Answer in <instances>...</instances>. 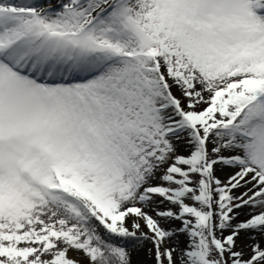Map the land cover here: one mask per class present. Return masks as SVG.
<instances>
[{
    "label": "rangeland",
    "instance_id": "obj_1",
    "mask_svg": "<svg viewBox=\"0 0 264 264\" xmlns=\"http://www.w3.org/2000/svg\"><path fill=\"white\" fill-rule=\"evenodd\" d=\"M230 1V0H229ZM264 1V0H263ZM135 13L133 16H130V19L121 20V27L118 29L114 25L109 24V29H115L116 31H119L121 35H127L130 32H136L135 34H131L129 37L133 38V36L139 35L137 40L135 38L131 39L130 41H125V43L119 42V41H113L110 40L109 44L112 47L106 46V50L109 52L117 51L118 49H122V51H125V53H128L131 55L129 51H132V49H139L142 51H146L148 48L150 49V55L148 54H142V52L139 51L140 58H134L132 59V56L129 57L130 61L129 63H132L131 65H128V67H125L124 69H127L129 73H135V74H124L123 69L121 68L119 73H113L114 76V85L118 88L123 89V92L120 93L123 94L128 101L131 97V95L136 92L137 90H140L141 93H137V95L134 97V102L129 104V109L127 110V114L131 116H137L139 119H142L143 123L145 124V128L148 131L145 133L143 130L141 132V136L139 137V143L134 144L130 152L128 154L131 155L129 157L134 161V159L142 160L144 157V153H146L149 157H151L150 164L153 163L154 160L160 161L159 163H162V169L164 170V174L170 178L169 183L166 184L163 193L159 194L162 200L171 201V199H174L176 197L175 189H179L180 186L176 181H184L186 177L189 175H192L191 170V162H186L184 164H177L180 168L177 169L176 173L169 172V165L173 160L174 157H176L179 152L170 151L168 154H166L165 149H170L174 138L165 137L163 136L164 130H162L163 127H165V121H163V116L159 114H154L153 111H150L151 108L159 103L157 99L149 98V95H155L156 92L161 97V101L165 100V92L171 90L172 88V82L170 84V80H174L177 85H181L183 87V96L187 97V100L190 102L193 106L194 111H202V114H207L204 116L205 118L210 117V114L214 117H217L219 114H222V117L219 119H226L224 117V114H227L230 116V122L226 120H222L219 122L217 129H215L213 136L220 137V142L222 145L226 144H236L237 142L239 144H245L249 145L251 143V139L243 135V133H240L239 130H249L248 126L239 125L234 128V123L237 118H242L244 120L250 121V122H257L260 119L262 122L260 124H264V63L261 65H257L258 62L255 63H246V67H236L234 65H230L227 62L218 63V60L220 59L219 53H215L216 51H220L218 46V40L222 37L220 36V33L226 34L234 41H240L245 39H253L254 33L256 32L264 31V9L262 11V8L264 6L259 5V11L256 14H262L261 16L263 18L257 17L253 18L248 22L247 20H242L239 24L247 23L249 25H242L239 26L240 28H244L247 30H241L236 27H231L229 29H225V26L223 25V19L219 14L221 12L225 11L224 8L218 7L217 3H211V0H135ZM203 7H206V9L211 8L212 11L215 12V16L208 17L206 13L202 12V17L195 16V11L200 9L201 11L204 10ZM250 7V11L254 13L253 6L249 3L245 9ZM244 9V10H245ZM228 13H231L229 10L228 5ZM218 11H221L218 13ZM255 14V15H256ZM192 15L195 17L193 18ZM199 30L206 31V33H209L214 38H210V42L216 44V49L214 48L209 49L208 47H205V44L200 42L199 46H194L191 43H196L195 38L198 37L196 34ZM251 36V37H250ZM120 37V36H119ZM209 37V36H208ZM129 38V39H130ZM199 38V37H198ZM127 42V45H126ZM225 43L227 45V49L223 50L222 58L227 57V54L229 53V56H236L240 50H242V47H236L232 44L230 40H225ZM197 44V43H196ZM241 42H238V45H241ZM116 46V47H114ZM133 46V47H132ZM119 47V48H118ZM226 48L223 46V49ZM191 49L192 51H190ZM138 51V50H137ZM186 52L188 55H191L195 62L194 67L191 64L192 71H195L194 74L202 73L203 77L206 79V84H210V89L208 91V99L205 101H197L198 97L195 99L193 96H196L198 93H194L195 90L192 88V86H188V78L185 77L186 70H189L186 68L185 61V54H182ZM189 52V53H188ZM200 54V58H197V55L193 54ZM261 61H264V55L260 57ZM184 64V68L182 67V71L180 70L181 65ZM142 65V70L139 71H132L134 67H139ZM154 67V69L149 70L147 67ZM198 67L202 71L198 70ZM229 66V67H228ZM153 71H155L153 73ZM190 71V70H189ZM236 75V76H234ZM225 76V77H224ZM224 77V78H223ZM215 80V82H214ZM149 86H145L143 85ZM139 84H142L141 88L139 87ZM163 85V88L159 90V85ZM171 86V87H170ZM109 87V85H108ZM144 89H147L149 91H142ZM173 90V88H172ZM171 90V91H172ZM164 91V92H163ZM102 92H105L103 90ZM150 93V94H149ZM173 93L175 91L173 90ZM176 94V93H175ZM164 95V97H163ZM192 99V100H191ZM195 100V101H194ZM172 109L173 106H171ZM149 109V111H147ZM154 109V108H153ZM188 110V109H186ZM191 109H189L190 111ZM121 119L124 118L123 113L121 112ZM156 118H162V121L160 123L157 122ZM172 121L171 119H168L167 122ZM154 123L156 126H154ZM215 121H209L206 125V130L211 129L215 125ZM140 124V123H139ZM231 125L234 130H231ZM142 127V125L140 124ZM166 127H169L168 123ZM154 128H157L156 131L152 134V131ZM214 129V128H213ZM180 131H186L187 134H183L186 137H190L189 143L196 142L195 138L192 136L193 133L189 128L182 129ZM249 133L254 134V140L256 139L258 132L257 131H246ZM151 134V135H148ZM208 135H210V132H207ZM228 134V135H227ZM188 135V136H187ZM208 135L206 137V147L208 145L210 146V139L211 136L208 139ZM231 137L233 140L230 141L229 138ZM234 141V142H233ZM171 145L169 146V144ZM186 145V144H184ZM217 145V144H215ZM214 147V144L211 146V150ZM198 151V150H197ZM195 150H183L180 151L182 153H185V156H191L193 152H195L197 155H203L206 159V153L203 151L201 153L197 152ZM233 151H226L223 153L225 158L231 156L230 154H233ZM263 156L264 153L260 152ZM128 154L126 157H128ZM254 152H251L250 150V156L249 158H246V160L241 155H232L236 160H234L236 163H238L241 167V172L245 170L247 165H250L252 167H255V162L257 160L256 156L253 157ZM228 155V156H227ZM119 156H122L119 154ZM167 156V160L165 161L164 158ZM210 162L211 158L209 155H207ZM137 157V158H136ZM259 157V156H258ZM243 158V159H241ZM172 160V161H171ZM218 161H221V157L218 156ZM223 160V158H222ZM238 160L245 161L243 165H241ZM171 161V162H170ZM209 165V174H202V176L209 180V191L207 189H199L200 192H203L205 194H202L205 196V198L201 197L200 194L198 195L199 200L204 202L207 198V205L206 207H202L198 209V212L194 215L195 219H193V247L191 252V264H238L239 261L242 260L244 253L241 252L242 248H244V245L240 243L239 241V235L238 232L236 234V231L241 227L242 224H248L250 220V216L252 215L251 212H248L246 214H243L242 217L235 218L232 216L231 224H234V228H227L223 231V226L219 225L222 223L229 224V217H224V212L219 209L218 211V217L219 219L215 221L212 217V213L210 215V219L206 224H202L198 220V214L203 213L202 217H205V215H208L210 211V208L208 207L209 204L212 202V190L216 191L217 195L215 197V205L219 208H222L223 210L227 208L223 207V204H229V208H232L234 206H238L239 204L244 207L242 196L234 193V189H231L230 187H227L226 193L227 196H221V194L225 191L221 189V186L225 187L228 186L229 182H231L236 177H233L232 179L224 180L220 176H218L215 172L216 168L215 165L207 162ZM120 165H126V163H122ZM167 165V166H166ZM166 167V169H165ZM168 168V171H166ZM194 168V167H193ZM202 168V166H196L194 170L198 172V170ZM246 171V170H245ZM243 171V172H245ZM240 172V173H241ZM241 175V178H245L248 175H253L255 172L252 170L247 171L248 173H245ZM187 175H181L186 174ZM199 174V173H198ZM119 173L116 172L113 177H118ZM250 179L257 180L258 176H254ZM104 181H110L109 179H105ZM158 183L161 184V181ZM148 184L147 182H141V184H137L135 186V183H132L130 188L126 185L123 181H121L120 186L117 188V190L122 189L124 186L128 191V194L130 195H136L133 196V198L129 199L131 201H128V203H136L137 201L134 200L138 197L139 194L143 195L144 190L143 188L145 185ZM165 184V183H164ZM190 185H192L191 182H189ZM250 189L251 185L246 183ZM151 185V184H148ZM261 185V184H259ZM193 186V185H192ZM137 187V188H136ZM139 189V190H138ZM135 192V193H134ZM156 197V196H155ZM154 197V198H155ZM49 200V198H48ZM45 201V200H44ZM180 201V200H179ZM179 201H175V207L180 205ZM206 202V201H205ZM43 203V202H42ZM172 205H174L172 203ZM190 205V204H189ZM240 208V207H239ZM64 209L68 211V214L72 213L69 208H67L66 204H64ZM177 211V210H176ZM197 211V210H196ZM207 211L208 213H206ZM227 211V209L225 210ZM79 217L81 220L85 218V213L82 208H80L77 211ZM235 213V211H233ZM35 214H37L35 212ZM227 214V213H226ZM149 215V214H148ZM235 215V214H234ZM145 217V212H142V215ZM236 219V220H235ZM132 221V220H130ZM73 222V221H72ZM199 223V224H198ZM56 224V225H55ZM44 223V226L46 228L43 229L42 232H36L35 235L29 239H18V235L13 234V237L16 239L17 242H6L2 237L3 235V229L6 230L5 223L3 222V226L0 225V240H4V242L0 243V253L3 252V249L7 247L8 249L13 247H20L26 249L27 247H32L30 244L32 240L37 238L39 235L47 234L49 233V230L51 229L54 236V241H58V236L60 235V239L63 237H71L73 236L77 231L73 230V226L71 225V222L65 223V224H59V223ZM215 227H222L221 232L214 233ZM238 227V229H237ZM263 227H259L257 230H260ZM253 227H250V225H247L246 227L242 228V230L250 231L253 230ZM185 230V229H184ZM217 232V231H216ZM87 233L91 235V238L94 240L95 244L101 245L102 248L105 249L106 254H109L111 259H113V264H130L131 260L128 256V248H130L128 245H121L118 243L116 238H109L107 237L104 232L96 231V228L91 225L89 230H87ZM246 236L250 233H245ZM77 235V234H76ZM229 235L236 236L235 241H228V238H226ZM221 236V237H220ZM234 238V237H233ZM69 239H66L64 242L65 247L60 249L58 252H56L57 259H61V263L59 264H72L71 257L76 255H81L85 259L88 260L86 264H93L96 263V256L94 253L91 252L92 248H94L97 245H93V243H90L91 245L88 247L85 246H75V245H69L67 246V241ZM158 242L160 243H154L153 247L150 249V254L152 256V264H174L175 260L172 258L174 257V246H166L163 242L162 237L158 236ZM235 243V245H234ZM119 244L121 245V249L118 247ZM161 245V247H160ZM169 247V248H168ZM263 246H257L254 245L252 248L253 250L245 254V259H248L250 255L254 253H258L256 255V261L258 257H261L264 255V249H262ZM160 249V250H159ZM171 250V253L169 257L166 255L167 250ZM195 249V251H194ZM262 249V250H261ZM49 250V249H48ZM169 250V251H170ZM161 252L162 259L161 261L157 262L156 255L157 253ZM194 251V255H192ZM173 252V253H172ZM252 253V254H251ZM165 255V256H164ZM55 256V253L53 252L50 254V257ZM95 258V259H94ZM173 259V261H172ZM241 259V260H240ZM253 259H251L249 262H251ZM29 264V262H27ZM37 264H45L38 261L37 258ZM132 264V263H131ZM257 264H264V256L260 259Z\"/></svg>",
    "mask_w": 264,
    "mask_h": 264
},
{
    "label": "bare ground",
    "instance_id": "obj_2",
    "mask_svg": "<svg viewBox=\"0 0 264 264\" xmlns=\"http://www.w3.org/2000/svg\"><path fill=\"white\" fill-rule=\"evenodd\" d=\"M237 5H239L241 0H234ZM128 10L130 13H134V3L132 2L130 4L129 9L124 10L125 16H130ZM78 11H75L73 13H76ZM24 23V21L22 22ZM20 31L24 32L26 31L25 26H23ZM90 34L83 37V39H88ZM102 37L105 39L104 31H102ZM260 43L264 44V36L261 35L260 37ZM74 44L68 43L63 40L62 50L66 53L71 52L74 48ZM67 46V47H65ZM184 54V52L182 53ZM68 64V63H66ZM191 60H186V65L188 66V69L185 72V77L187 76V80L189 82L188 86H192L195 90L194 93H198L196 96H193L195 99L198 97V102L203 100L205 101L208 99V91L210 89V84H206V79L203 77L202 73H198L197 75L194 74L195 71H192L191 69ZM185 65V66H186ZM65 63L64 61L61 62L58 69L55 71V77L58 78L61 75V72L65 70ZM182 71V66L180 68ZM194 70V69H193ZM4 75L0 73V77H3ZM225 77V76H224ZM223 77V78H224ZM70 80H74V78L70 77ZM172 82V88L175 91L176 95L179 96V98L182 100L184 107H188L191 110H193V106L190 105L189 100H187V97L183 96V87L181 85H177L175 81L172 79L170 80V84ZM215 82V80H214ZM79 84H68L65 85L63 88L59 87V94L58 97H55L52 102H46L45 100H42L40 103V107L34 109L29 115L28 119H32L34 121L39 122L41 125H47L49 128H54L53 132L47 133L43 132L40 133V138L42 139H49V145L52 144V147H56L57 150H59L58 155L64 159L63 162L60 163L61 166H69L68 164H72L73 166L77 167L79 161H80V153L77 150V147L72 144V142L75 140L79 144L82 145V147L85 148V150L89 153V161L86 163L85 171L83 169L79 170V172L87 177L82 178V180L86 181L89 180V178L97 179V177L100 174L99 172H96L94 169L95 161L101 164V166L105 163H109L112 160L111 155H114L116 153V149L123 151H126L127 144L129 143L128 140H121L120 143L114 144L115 140L108 136L111 133L113 135L115 134H122L119 131H116L114 129H108V128H99L94 130V132L89 135L87 131L84 129V125H87L89 127L96 126V125H104L106 124L112 117V113L108 112L107 114L102 115L104 118L103 120L99 119L100 115L103 113L106 108H102L100 110H97L94 115H89V113H86L87 110H81L78 115H81L80 121L77 123V127L74 129V122H71L69 124L65 125L66 119L70 116L73 107L72 104L74 100L72 99V96L66 97L65 94H73L74 91H81L84 87H77ZM34 92H37L36 89H34ZM49 92V90H47ZM70 99V101H69ZM118 99H121L119 96H114L110 98V103L112 106L116 107V104L118 102ZM192 100V99H191ZM195 101V100H194ZM0 106L5 107L7 106L4 102V98L1 97L0 94ZM94 110V109H92ZM194 111V110H193ZM219 114L218 116H220ZM157 122L160 123L162 121V118H156ZM0 121H2L0 117ZM212 121V120H211ZM139 122V120H138ZM1 125V123H0ZM65 125V126H64ZM122 126V125H121ZM73 131L69 133L66 136H60L58 133L62 132L63 130L72 129ZM122 128L125 131V128L122 126ZM89 129V128H88ZM97 133L98 135H94ZM140 134V126L135 123V130H134V143L136 142L137 138ZM214 132L211 134L210 139V146L207 149V155L211 158L212 164L215 165V172L218 176L223 178L224 180H228L229 178L232 179L233 177H238V175H241L242 172L240 170V166L227 162L222 160L225 156L223 155L226 151H233L232 155H241L246 158H249L250 156V149H248L244 144H226L222 145L220 142V137L213 136ZM124 135V134H122ZM118 139V138H117ZM116 139V140H117ZM190 138L180 135L177 138H174V141L171 145L170 149H165L166 154L168 152L175 151L179 152L178 154L184 155L185 153H182L180 151L185 150H196L198 149V145L196 142L187 144L186 142ZM114 144V145H113ZM186 144V145H184ZM214 144V147L211 150V146ZM217 144V145H215ZM55 148V149H56ZM92 154L94 155V159H92ZM25 156V155H24ZM29 156H32L31 154ZM169 156V154H168ZM218 156L221 157V161L217 160ZM228 156V155H227ZM167 159V156H165L164 160ZM95 160V161H94ZM151 157H149L146 153H144L143 159L138 163V165L131 167V170L127 172V175L122 178L126 180H130V182H135V186L140 182H163L165 183V176H164V170L162 169V163H159L160 161L154 160L153 163L150 164ZM68 163V164H67ZM70 167V166H69ZM35 168L40 173H47L48 168L43 161H38L35 165ZM241 172V173H240ZM92 179V183H94L95 180ZM193 183L197 188H200L202 185V178L199 176H193L192 177ZM234 180V179H233ZM232 180V181H233ZM42 188L39 186H34L32 184V181L27 178L25 175H21L20 173L16 171H5L0 173V192H5L8 190H14L15 192V198L12 208L8 209L6 207L1 208L0 211V222L5 223L6 229V235L3 238L6 241L12 242L13 239H11V236L13 237V234L18 235V239H24L29 240L31 239L36 232H42L44 228V223H59V224H65L71 222L70 216L67 215V212L61 207V204H59V201L57 202H49V203H42V200L44 199V193L41 190ZM235 192H240V195H244L245 198H249L253 195V193L249 190V187H239L236 186L233 188ZM212 202L209 206H211L212 210V217L217 221L219 219L218 217V211L219 207H214L215 205V197L217 195L216 191L212 190ZM188 202L191 203L193 207H196L197 209L206 207L205 203H202L200 201H197L194 198H191V195L188 196L187 199ZM172 203L174 205H172ZM152 204H154V207H152ZM208 206V207H209ZM142 209L145 212V217L138 215L137 217H134L133 226H131L128 230L132 231L133 235L135 236H128L127 240L128 242H132L133 245L128 249V256L131 260L132 264H152V256L150 254V249L153 247V241L151 240V236L154 238H158V236L162 237L163 242L166 246H174V264H191V252L193 247V219L194 217L189 214L187 216H184L185 218H188L187 222H184L180 220V217L177 215V206L175 207V203L171 201L162 200L160 197L153 198L149 204L144 203L142 205ZM180 212H182L180 206L178 208ZM35 212L37 214H35ZM248 212H251L250 219L253 217L257 221L261 220L264 214V196H260L258 199L254 200L253 202H250L246 204L241 209H238L235 211V218L242 217L243 214H246ZM141 214V213H140ZM149 214V219H148ZM133 217V216H131ZM236 220V219H235ZM148 224H152L153 227L149 228ZM56 225V224H55ZM127 225V224H126ZM262 226V225H261ZM260 226V227H261ZM258 227V226H256ZM90 225L81 224L78 227V232L82 235V240L87 242V244L93 243V245H97V248H93L96 251L97 254V260L95 264H113V260L108 257V255L100 248L98 244L94 243V240L91 238V235L87 233V230H89ZM222 228V227H220ZM218 227H215L214 233L221 232L222 229ZM227 228H234V224H226L223 226V231ZM185 229V230H184ZM258 229V228H257ZM253 229L250 231H246L247 233H250L246 236V232L242 230V228H239L238 231H236V234L238 232L239 235V241L244 245V248H242L241 252L244 253L242 260L238 262V264H257L260 260L257 259L256 261V255L257 253H254L250 255L248 259H245L246 253H250V251L253 250V246H263L262 249H264V224L263 227L260 230ZM86 234H85V232ZM217 231V232H216ZM41 240H39V246H45L48 244L47 239H51L50 237H44L40 236ZM221 237V236H220ZM226 238H229L227 236ZM236 236L231 241H235ZM4 240H0V243L4 242ZM51 241V248L53 247V240ZM64 242L61 240L60 242L56 243H62ZM126 242V240H124ZM235 245V243H234ZM261 249V250H262ZM55 251V247L49 249L46 251L45 248L38 247L37 249V255L40 256V262H42L43 257L50 256ZM36 252V251H35ZM34 253H31L32 255L30 258H34ZM1 264H23L26 263L24 261V257L17 258L13 255L7 254L4 256L3 254H0ZM73 259L77 260L79 264H86L88 262L87 259L80 255L72 256ZM251 259H253L251 262H249ZM130 263V264H131ZM51 264V259L49 263Z\"/></svg>",
    "mask_w": 264,
    "mask_h": 264
}]
</instances>
